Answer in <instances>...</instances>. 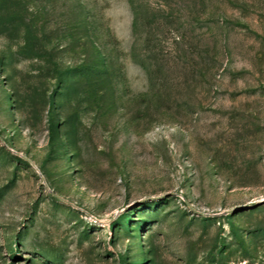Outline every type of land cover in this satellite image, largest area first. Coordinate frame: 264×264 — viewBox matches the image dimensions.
Returning a JSON list of instances; mask_svg holds the SVG:
<instances>
[{"label": "rangeland", "instance_id": "1", "mask_svg": "<svg viewBox=\"0 0 264 264\" xmlns=\"http://www.w3.org/2000/svg\"><path fill=\"white\" fill-rule=\"evenodd\" d=\"M0 264H264V0H0Z\"/></svg>", "mask_w": 264, "mask_h": 264}]
</instances>
